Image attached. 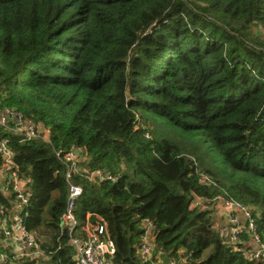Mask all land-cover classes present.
<instances>
[{"label": "trees", "instance_id": "obj_1", "mask_svg": "<svg viewBox=\"0 0 264 264\" xmlns=\"http://www.w3.org/2000/svg\"><path fill=\"white\" fill-rule=\"evenodd\" d=\"M0 106L49 131L50 145L0 128L31 181L26 227L49 264H75L54 155L70 147L117 176L74 177L79 228L104 223L117 264H149L138 254L144 219L157 264H263L232 251L211 211L191 204L249 206L264 240V0H0Z\"/></svg>", "mask_w": 264, "mask_h": 264}, {"label": "built area", "instance_id": "obj_2", "mask_svg": "<svg viewBox=\"0 0 264 264\" xmlns=\"http://www.w3.org/2000/svg\"><path fill=\"white\" fill-rule=\"evenodd\" d=\"M0 128L19 136L22 142L37 140L51 144L49 131L45 127L27 121L19 113L2 109L1 106ZM145 136L148 138V134ZM54 155L64 168V180L68 188L65 209L59 221V231L68 238L75 264H112L115 245L109 238L106 225L97 222L93 226L86 224L84 228H79L75 207L83 189L80 184L74 182V177L79 176L86 178L88 182L99 183L115 182L117 176L107 169H89L85 165L83 153L76 147L54 150ZM0 181V264L50 260V253L41 248L37 233L26 227L29 205L33 198L31 181L14 163L13 153L6 139H0ZM201 182L210 184V180L205 176L201 177ZM194 200H196L194 207L201 209L220 206L228 226L226 231L218 230L223 243L234 252H242L247 261L264 264V240L261 239L253 219V210L249 206L223 196L212 199L195 197ZM141 230L138 254L144 263L157 264L153 260L155 226L149 219H144L141 222ZM162 260L159 259L158 263L163 264ZM167 264H188V260L168 259Z\"/></svg>", "mask_w": 264, "mask_h": 264}, {"label": "crops", "instance_id": "obj_3", "mask_svg": "<svg viewBox=\"0 0 264 264\" xmlns=\"http://www.w3.org/2000/svg\"><path fill=\"white\" fill-rule=\"evenodd\" d=\"M1 184V181H0ZM196 200L193 201L192 207H194ZM209 211H211V216L214 222V227L216 230H220V231H226L228 226L226 223V217L224 215V212L222 210V208L220 206H210L208 208ZM49 259H46L45 261L43 259H41V263L40 264H49ZM46 261H48L46 263ZM35 264V263H32Z\"/></svg>", "mask_w": 264, "mask_h": 264}, {"label": "rangeland", "instance_id": "obj_4", "mask_svg": "<svg viewBox=\"0 0 264 264\" xmlns=\"http://www.w3.org/2000/svg\"><path fill=\"white\" fill-rule=\"evenodd\" d=\"M147 130H148L149 134H151V131L149 129H147ZM177 133H178V131H175V134H177ZM175 134L174 135H167V137L170 140L174 141L175 139H177V136ZM207 254H208V252H206V255ZM40 263H41V260L40 259L35 261V264H40Z\"/></svg>", "mask_w": 264, "mask_h": 264}, {"label": "water", "instance_id": "obj_5", "mask_svg": "<svg viewBox=\"0 0 264 264\" xmlns=\"http://www.w3.org/2000/svg\"><path fill=\"white\" fill-rule=\"evenodd\" d=\"M167 261H168V259H167L166 257L163 258V260H162L163 264H167ZM111 263H112V264H117L118 261L116 260L115 257H112V259H111Z\"/></svg>", "mask_w": 264, "mask_h": 264}]
</instances>
